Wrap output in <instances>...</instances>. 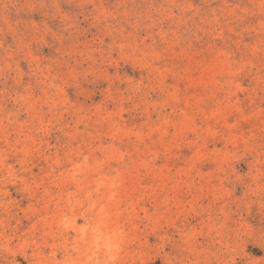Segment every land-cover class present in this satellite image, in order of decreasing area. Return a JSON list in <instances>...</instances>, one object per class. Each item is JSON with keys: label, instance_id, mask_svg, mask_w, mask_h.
Masks as SVG:
<instances>
[{"label": "rangeland", "instance_id": "374dc122", "mask_svg": "<svg viewBox=\"0 0 264 264\" xmlns=\"http://www.w3.org/2000/svg\"><path fill=\"white\" fill-rule=\"evenodd\" d=\"M0 264H264V0H0Z\"/></svg>", "mask_w": 264, "mask_h": 264}, {"label": "bare ground", "instance_id": "6f19581e", "mask_svg": "<svg viewBox=\"0 0 264 264\" xmlns=\"http://www.w3.org/2000/svg\"><path fill=\"white\" fill-rule=\"evenodd\" d=\"M106 184V183H105Z\"/></svg>", "mask_w": 264, "mask_h": 264}]
</instances>
